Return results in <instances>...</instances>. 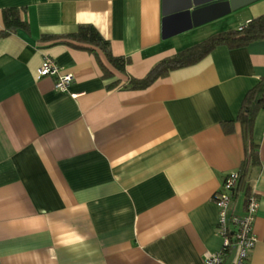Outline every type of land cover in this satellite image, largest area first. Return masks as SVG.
I'll use <instances>...</instances> for the list:
<instances>
[{"label": "crops", "instance_id": "0c3cea01", "mask_svg": "<svg viewBox=\"0 0 264 264\" xmlns=\"http://www.w3.org/2000/svg\"><path fill=\"white\" fill-rule=\"evenodd\" d=\"M188 1L169 0L173 8ZM234 7L213 21L235 14L240 29L264 16V0ZM7 9L28 28L0 38V264H202L220 251L212 196L241 169L235 120L264 78V41L218 46L131 90L129 79L187 48L174 40L196 29L164 39L163 0H0V33ZM85 25L113 57L129 60L124 74L99 51L103 68L93 53L67 44ZM45 58L73 75L68 92L38 76ZM229 122L234 132L225 135L221 124ZM253 138L257 243L247 264H264V109ZM244 200V192L234 199V214Z\"/></svg>", "mask_w": 264, "mask_h": 264}, {"label": "trees", "instance_id": "16d2710c", "mask_svg": "<svg viewBox=\"0 0 264 264\" xmlns=\"http://www.w3.org/2000/svg\"><path fill=\"white\" fill-rule=\"evenodd\" d=\"M4 29L0 33V38L7 37L16 30H27V23L19 18L16 9H7L2 12ZM68 45L76 49H82L93 53L100 64L96 51H99L108 64L117 72L124 74L128 59L113 57L109 48V43L92 26L85 25L78 28L77 33L64 38ZM264 41V16L250 20L244 27L236 31L219 32L206 38L204 41L178 51L172 57L166 58L155 65L142 79H129L128 85L131 90H144L159 78L166 77L170 72L192 66L218 46L229 48H240L253 42ZM264 109V78L250 89L244 96L241 108L235 120L241 129L244 146V159L239 171V178L234 189V199L244 192L245 197L250 192L248 187L249 172L259 164L258 144L254 141V124L258 113ZM234 122L222 123L221 128L225 135L234 132Z\"/></svg>", "mask_w": 264, "mask_h": 264}, {"label": "built area", "instance_id": "2783aa9c", "mask_svg": "<svg viewBox=\"0 0 264 264\" xmlns=\"http://www.w3.org/2000/svg\"><path fill=\"white\" fill-rule=\"evenodd\" d=\"M38 76L54 79L55 90L59 92H68L74 82L72 74L65 73L48 58H45L39 66ZM238 178V172L227 174L221 184V189L212 196V203L218 211L215 232L221 238L222 246L217 253L205 254L202 264H247L257 243L253 226L258 210V200L254 193L250 191L245 197L244 210L241 215L232 212L233 192ZM230 252L232 257L227 262L226 255Z\"/></svg>", "mask_w": 264, "mask_h": 264}, {"label": "water", "instance_id": "95a60500", "mask_svg": "<svg viewBox=\"0 0 264 264\" xmlns=\"http://www.w3.org/2000/svg\"><path fill=\"white\" fill-rule=\"evenodd\" d=\"M182 1V0H180ZM238 0H189L176 7L170 6L169 0H163L162 37L164 39L197 28L207 22L228 15L235 10L234 3ZM207 14V19L202 16ZM186 20V24L173 31L175 23Z\"/></svg>", "mask_w": 264, "mask_h": 264}, {"label": "rangeland", "instance_id": "374dc122", "mask_svg": "<svg viewBox=\"0 0 264 264\" xmlns=\"http://www.w3.org/2000/svg\"><path fill=\"white\" fill-rule=\"evenodd\" d=\"M240 17V16H239ZM224 20L212 21L204 26L193 29L190 34L187 36L180 37L175 39V42H184V44H188L187 47H190L194 44L204 41L206 38L210 37L213 34L219 32H227V31H236L239 30V27H236V18L235 14H231L225 18Z\"/></svg>", "mask_w": 264, "mask_h": 264}]
</instances>
